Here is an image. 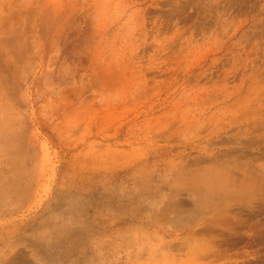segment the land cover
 I'll return each mask as SVG.
<instances>
[{
    "label": "rangeland",
    "instance_id": "374dc122",
    "mask_svg": "<svg viewBox=\"0 0 264 264\" xmlns=\"http://www.w3.org/2000/svg\"><path fill=\"white\" fill-rule=\"evenodd\" d=\"M0 264H264V0H0Z\"/></svg>",
    "mask_w": 264,
    "mask_h": 264
}]
</instances>
